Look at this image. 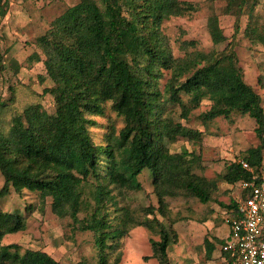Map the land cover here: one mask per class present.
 Listing matches in <instances>:
<instances>
[{
	"label": "trees",
	"instance_id": "1",
	"mask_svg": "<svg viewBox=\"0 0 264 264\" xmlns=\"http://www.w3.org/2000/svg\"><path fill=\"white\" fill-rule=\"evenodd\" d=\"M222 1L225 13L235 17L232 38L224 33L216 12L209 16L208 28L215 44L228 41L226 48L206 52L187 47L183 56L173 54L163 23L195 9L190 1L79 0L58 15L37 37L39 50L29 55L45 64L53 85L44 92L53 96L56 110L48 113L34 101L12 115L6 130L0 126V199L12 188L36 191L43 207L50 199L58 216L93 232L98 264H121L123 237L144 225L159 236L150 239L153 257L171 264L169 249L178 238L173 225L182 217L172 216L167 197L207 203L214 199L220 180L238 183L253 176L241 159L257 172L264 166V98L246 81L235 49L242 16L248 19L245 36L261 44L264 19L255 12L259 0ZM8 5V0H0V15H6ZM166 70L169 76L163 82ZM205 98L211 106L201 114L204 121L248 114L259 138L214 179L196 171L202 167L201 154L172 152L168 143L179 135H202L174 122L169 106L179 103L187 115ZM107 102L123 116L125 126L119 136L108 134L105 142L97 143L90 114L103 113ZM7 105L0 96V112ZM145 169L152 172L159 205L143 208L142 216L129 205H119L113 187L142 189L139 177ZM248 193L243 190L241 196ZM226 206L228 216L238 214V200ZM26 227L23 214L4 211L0 205V264H64L45 250L3 242L6 235ZM205 244L212 254L216 244L208 238Z\"/></svg>",
	"mask_w": 264,
	"mask_h": 264
},
{
	"label": "rangeland",
	"instance_id": "2",
	"mask_svg": "<svg viewBox=\"0 0 264 264\" xmlns=\"http://www.w3.org/2000/svg\"><path fill=\"white\" fill-rule=\"evenodd\" d=\"M8 1L6 15H0V96L8 102V108L0 112V126L4 130L12 115L21 113L24 106L31 102L40 101L48 113L56 110L53 96L44 92L46 87L53 85L47 76L45 64L43 60H30L29 55L39 50L37 37L51 26L58 15L79 0ZM186 1L192 2L195 9L172 16L163 23V31L169 38L173 54L183 56L187 47L206 52L214 48L224 50L228 41L221 44L213 42L208 19L216 12L220 16L224 33L232 38L235 17L225 13V1ZM255 12L260 20L264 19V0H259ZM247 21L245 14L241 18L242 28L236 36L235 49L246 81L255 86L264 98V44L255 43L245 36ZM187 42L192 45L188 46ZM42 58H45L43 54ZM165 72L163 82L169 76V72ZM182 98L189 103L187 95L183 94ZM210 106L211 101L205 98L198 107H192L185 115L179 103L171 104L168 111L173 115L174 122H181L195 132H202V135H179L176 140L168 143L172 152L187 149L201 154L202 167H197L196 171L214 179L225 172L228 164L243 158L248 148L259 143V138L255 132V120L248 114L235 112L229 117L220 116L204 121L201 114ZM90 117L96 122L90 131L97 143L105 142L108 134L119 136L125 126L123 116L117 114L111 102L105 104L103 113L90 114ZM139 178L142 189L114 186L113 195L119 205H129L144 216L142 209L150 205L158 206L159 201L152 172L145 169ZM3 184L4 177L0 172V188ZM241 192L242 188L237 183L220 180L214 199L207 203L196 199L187 200L184 196L167 197L172 216L182 217L173 225L178 238L169 249L171 264H229L220 252L219 239L222 238L217 234L224 222V212L228 208L226 205L240 198ZM0 205L4 211H19L27 219L26 229L6 235L4 243L18 242L24 248L45 250L64 264H80L83 261L98 264V249L93 232L78 229L70 217L58 216L52 209L50 199L43 207L36 191L24 189L17 192L12 188L8 195L0 199ZM222 229L225 233L226 227ZM151 237L159 238L144 225L133 227L122 239L121 264H160L152 255ZM206 238L216 244L212 254L207 252Z\"/></svg>",
	"mask_w": 264,
	"mask_h": 264
},
{
	"label": "built area",
	"instance_id": "3",
	"mask_svg": "<svg viewBox=\"0 0 264 264\" xmlns=\"http://www.w3.org/2000/svg\"><path fill=\"white\" fill-rule=\"evenodd\" d=\"M240 161L253 176L237 183L249 193L240 196L238 214L226 217L230 234L222 251L229 254V264H264V166L257 172L244 159Z\"/></svg>",
	"mask_w": 264,
	"mask_h": 264
},
{
	"label": "crops",
	"instance_id": "4",
	"mask_svg": "<svg viewBox=\"0 0 264 264\" xmlns=\"http://www.w3.org/2000/svg\"><path fill=\"white\" fill-rule=\"evenodd\" d=\"M236 200H239V198H237ZM226 217H228V215L226 214V212H224V222L222 223V225H221V227H220V233L219 234H217V236L218 237H221L222 239L220 240L219 238V241L221 242V245H220V252H221V254H223L224 255V258L226 259V260H228V258H229V254L227 253V252H224V251H222V245L228 240V238H229V234H230V225H229V223L226 221ZM226 227V232L225 233H223V227ZM214 242V241H213ZM215 243V242H214Z\"/></svg>",
	"mask_w": 264,
	"mask_h": 264
}]
</instances>
